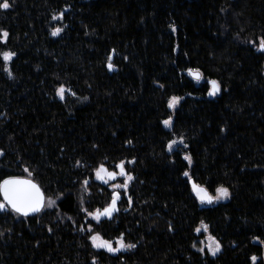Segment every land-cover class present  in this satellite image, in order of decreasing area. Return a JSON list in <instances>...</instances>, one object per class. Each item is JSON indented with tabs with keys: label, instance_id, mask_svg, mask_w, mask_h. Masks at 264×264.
Listing matches in <instances>:
<instances>
[{
	"label": "trees",
	"instance_id": "trees-1",
	"mask_svg": "<svg viewBox=\"0 0 264 264\" xmlns=\"http://www.w3.org/2000/svg\"><path fill=\"white\" fill-rule=\"evenodd\" d=\"M9 3L0 53L16 56L13 78L0 60V182L30 178L57 206L0 213V264H252L253 255L264 264V244L254 242L264 241V0ZM65 9L63 21L51 19ZM54 27H63L57 37ZM190 68L202 72L199 83ZM211 80L221 85L215 97ZM61 86L70 89L64 100ZM172 96L182 97L175 111ZM181 136L188 147L169 153ZM121 161L134 179L112 219L97 222L84 209L102 210L114 190L96 170L117 171ZM184 171L213 195L229 188L230 200L201 205ZM201 221L222 245L216 258L192 247L209 234L196 233ZM97 233L137 247L97 251Z\"/></svg>",
	"mask_w": 264,
	"mask_h": 264
},
{
	"label": "snow or ice",
	"instance_id": "snow-or-ice-1",
	"mask_svg": "<svg viewBox=\"0 0 264 264\" xmlns=\"http://www.w3.org/2000/svg\"><path fill=\"white\" fill-rule=\"evenodd\" d=\"M11 6L12 5L9 3V0H3V2L0 3V9L3 10H8ZM67 10L68 9H65L64 11L59 12L58 15L54 14L51 19L53 21H63L65 18V12ZM62 31L63 27H54L51 31V35L53 37H57L62 33ZM172 31H176L175 27H172ZM8 37L9 33L7 31L0 30V44H7ZM257 50L260 52H264V37L260 38L259 47ZM114 55L115 49L112 50V55H109L108 57L107 68L109 71L114 70V65L112 63ZM15 56L16 53L12 51H3L2 53H0V60L4 62V71L8 73L9 78H13V73L9 65L11 64ZM188 75L192 77L197 83H199L203 79V74L199 69H188ZM210 85L211 88L208 91L207 95L209 97H215L217 93L220 92L221 85L216 80H211ZM160 87L163 88V85H160ZM66 91H70V89L66 90L63 86L58 88L57 95L61 100L65 99ZM71 95L75 96L76 94L74 92H71ZM85 99L87 98L85 97ZM181 100L182 97L172 96L167 101V107L175 111L177 106L181 103ZM162 123L165 128L171 129L173 126L171 115L168 119L163 120ZM128 143L131 144V141H129ZM181 146L183 148L188 147L183 136H181L178 140H169L166 144V149L169 153H172L174 150L179 151V148ZM3 155L4 153L0 151V156ZM183 159L188 162V166L190 167L192 164L191 156L185 155ZM125 163L126 162L121 161L115 166L119 170L118 173L116 171H109L108 168H106L104 165H101L96 170V178L103 180L104 183H108L109 181H115L117 179V176L119 175L120 177L124 178L123 182L115 183L112 185V187L113 189H124L126 191L128 189L129 182H131L134 177L126 171ZM127 163L134 164L135 161L132 160L128 161ZM24 171L28 172L29 177L32 176V173L27 168H25ZM183 176L187 177L189 181H191V176L188 171H184ZM83 183L85 186H87L88 181L85 180ZM214 191L215 195L211 194L206 187L201 186L194 181L192 182V192L195 194L201 205H213L222 200H227L230 198L231 193L229 188L224 187L223 185L216 187ZM0 196L3 197V199L0 200V213L15 214L17 217H29L30 215L41 213L45 210L46 207L53 208L57 206V202L54 199H48L46 203L45 194L41 190V187L37 183L33 182V180L30 178L9 176L7 179H4L2 182H0ZM58 198H62V195ZM119 199L120 193L118 191H114L111 196L110 203L102 210L98 208L94 212H89L87 209H84V211H86L88 215L97 222H99L102 217L112 219L113 214L119 210L117 206V201ZM128 202H131V197L128 198ZM69 219H71V217H69ZM83 230L84 229L81 228V231ZM202 230L205 233H209L208 242L201 241L203 247H197L195 244H193L192 247L203 255H210L212 258H216L217 255L222 251V245L215 236L211 235V233L209 232V225L204 223L203 221H201L200 227L196 228L195 231L199 235ZM49 231H51V229H49ZM87 231L92 232V227L89 226L87 228ZM2 235L3 233H0V236ZM90 240L92 247L97 251L104 250L112 255H119L120 253L134 250L137 247L135 243L126 242L123 235L114 242L116 245L115 247L113 246V242L102 238L98 233L91 235ZM254 242L264 244V241H260L259 237H256L254 239ZM205 249H207V252H205ZM260 259L261 261H264V257H261ZM250 260L252 264H257L258 257L256 255H253L250 257ZM92 264H97V259L95 257L92 260Z\"/></svg>",
	"mask_w": 264,
	"mask_h": 264
},
{
	"label": "rangeland",
	"instance_id": "rangeland-1",
	"mask_svg": "<svg viewBox=\"0 0 264 264\" xmlns=\"http://www.w3.org/2000/svg\"><path fill=\"white\" fill-rule=\"evenodd\" d=\"M178 107V106H177ZM172 110V109H171ZM166 129H168V128H166ZM117 173L119 172V170H117L116 171ZM95 178H96V174H95ZM96 180L98 181V182H100V183H102V184H111V187H112V185L113 184H115V183H122L121 182V180H124V178L123 177H120L119 175L117 176V179L115 180V181H109L108 183H104V181L103 180H101V179H97L96 178ZM112 189H113V187H112ZM114 191H118L119 192V190H124V189H113ZM230 200V198L229 199H227V200H222V201H220V202H218V203H225V202H228ZM218 203H215V204H218ZM208 235L209 234H207V236L205 237V239H204V242H208ZM110 242H112V241H110ZM115 241H113V246L115 247L116 245H115V243H114ZM104 251V250H103ZM106 252V251H105ZM222 252V251H221ZM220 252V253H221ZM219 253V254H220ZM218 254V255H219ZM217 255V256H218Z\"/></svg>",
	"mask_w": 264,
	"mask_h": 264
},
{
	"label": "water",
	"instance_id": "water-1",
	"mask_svg": "<svg viewBox=\"0 0 264 264\" xmlns=\"http://www.w3.org/2000/svg\"><path fill=\"white\" fill-rule=\"evenodd\" d=\"M34 182V181H33ZM192 182L193 181H191V185H192ZM36 183V182H35ZM42 190V189H41ZM194 194V193H193ZM195 195V194H194ZM2 197V196H1ZM196 197V196H195ZM2 199H3V197H2ZM198 200V199H197ZM45 201H46V196H45ZM199 201V200H198ZM208 206V205H207ZM40 214V213H39ZM36 215H38V214H34V215H30L29 217H31V216H36ZM104 218V217H103Z\"/></svg>",
	"mask_w": 264,
	"mask_h": 264
}]
</instances>
